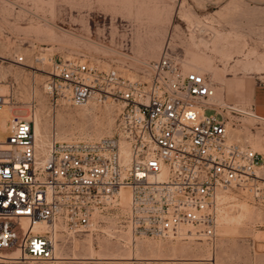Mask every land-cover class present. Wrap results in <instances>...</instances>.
I'll use <instances>...</instances> for the list:
<instances>
[{
    "label": "built area",
    "instance_id": "obj_1",
    "mask_svg": "<svg viewBox=\"0 0 264 264\" xmlns=\"http://www.w3.org/2000/svg\"><path fill=\"white\" fill-rule=\"evenodd\" d=\"M47 77L55 102L117 106V134L61 141L53 132L44 152L35 122H2L0 258L17 251L19 260H53L60 228H95L120 210L123 193L132 235L156 240L188 228L214 242L219 194L236 187L264 206V155L230 140L224 112L238 110L220 106L208 75L166 52L139 79L70 59L50 60ZM12 99L0 91V109Z\"/></svg>",
    "mask_w": 264,
    "mask_h": 264
},
{
    "label": "rangeland",
    "instance_id": "obj_2",
    "mask_svg": "<svg viewBox=\"0 0 264 264\" xmlns=\"http://www.w3.org/2000/svg\"><path fill=\"white\" fill-rule=\"evenodd\" d=\"M166 52L211 78L220 106L238 110L224 112L230 140L264 155V121L250 110L264 84V0H0V91L13 97L0 109V141L13 116H36L47 143L53 132L61 141L116 136L117 106L55 102L50 60H87L139 79ZM218 206L214 242L188 228L169 240L135 238L122 201L93 229L60 228L53 260L0 264H264V206L239 187L221 192Z\"/></svg>",
    "mask_w": 264,
    "mask_h": 264
},
{
    "label": "crops",
    "instance_id": "obj_3",
    "mask_svg": "<svg viewBox=\"0 0 264 264\" xmlns=\"http://www.w3.org/2000/svg\"><path fill=\"white\" fill-rule=\"evenodd\" d=\"M250 110L264 121V84H259L253 89Z\"/></svg>",
    "mask_w": 264,
    "mask_h": 264
},
{
    "label": "bare ground",
    "instance_id": "obj_4",
    "mask_svg": "<svg viewBox=\"0 0 264 264\" xmlns=\"http://www.w3.org/2000/svg\"><path fill=\"white\" fill-rule=\"evenodd\" d=\"M34 122H35L36 135H37V140H38L39 147L45 152L48 143L45 140H42L40 138L41 137L40 124H39V119L36 116L34 117ZM6 125H7V123H6V121H4L3 122L4 129L6 128ZM229 125H230V122H229ZM43 138H44V136H43ZM126 201H128V205H129V199H128L127 193H123V202H126ZM218 202H219V200H218ZM1 258L3 260H5V261H7V260H15V261H18L19 260V252H15V253H13L10 256H5L4 255Z\"/></svg>",
    "mask_w": 264,
    "mask_h": 264
}]
</instances>
